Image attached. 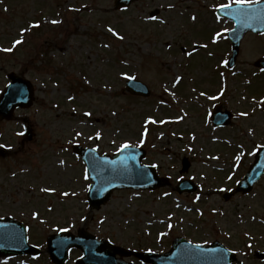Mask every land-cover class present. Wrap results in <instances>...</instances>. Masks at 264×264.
Listing matches in <instances>:
<instances>
[{
    "label": "rangeland",
    "instance_id": "obj_1",
    "mask_svg": "<svg viewBox=\"0 0 264 264\" xmlns=\"http://www.w3.org/2000/svg\"><path fill=\"white\" fill-rule=\"evenodd\" d=\"M114 1L0 0V93L11 72L30 80L36 92L32 109L0 124V217L25 224L30 244L41 250L60 231L157 253L183 237L218 241L243 264H264L255 259L256 251L264 252V178L249 196L223 198L264 146V72L255 66L264 58V35L248 34L229 70L222 62L231 55L225 33L233 25L212 12L235 0H145L125 11H116ZM196 45L203 48L188 53ZM211 53H218L216 60ZM180 75L183 82L175 84ZM127 77L148 85L152 95L127 94ZM219 103L235 114L225 129L209 120ZM125 144L147 150L144 164L173 187L185 178L198 192H116L100 211L91 210L90 183L73 147L113 156ZM184 157L192 167L181 176ZM81 257L73 251L68 264ZM0 264L51 261L45 254L36 262Z\"/></svg>",
    "mask_w": 264,
    "mask_h": 264
},
{
    "label": "water",
    "instance_id": "obj_2",
    "mask_svg": "<svg viewBox=\"0 0 264 264\" xmlns=\"http://www.w3.org/2000/svg\"><path fill=\"white\" fill-rule=\"evenodd\" d=\"M136 0H117L118 9L129 6ZM228 16L236 23V30L231 33L233 42L234 64L239 54V47L244 36L249 32H264V4L258 6H238L231 9ZM259 66L264 68V60ZM12 84L6 90L0 103V115H11L17 107L31 105L32 90L30 83L17 77L10 76ZM129 89L134 95L149 96L148 89L139 82H130ZM227 119L217 124H227ZM84 163L93 185L88 194V201L92 208L99 210L107 203L115 190L135 189L154 190L166 186L164 180L159 179L150 167L141 166L144 153L136 149H125L114 158L100 157L94 150L76 149ZM264 174V149L257 155V162L251 168L245 180L239 185L238 192L249 193ZM179 193L193 192L195 187L191 182H182L178 187ZM81 249L84 258L77 264H126L117 260L116 256L131 254L113 247L108 242H98L89 234L79 233L75 237L68 233L48 238V250L55 264H65L68 252ZM38 250L29 247L26 229L13 220H0V256L9 255H36ZM138 258L150 264H232L235 261L233 254L228 253L220 244L211 247L194 246L183 239L174 242L172 251L166 255L138 254Z\"/></svg>",
    "mask_w": 264,
    "mask_h": 264
},
{
    "label": "snow or ice",
    "instance_id": "obj_3",
    "mask_svg": "<svg viewBox=\"0 0 264 264\" xmlns=\"http://www.w3.org/2000/svg\"><path fill=\"white\" fill-rule=\"evenodd\" d=\"M253 0H235V3L236 4H239V5H244V4H250L252 3ZM255 2H259V0H255ZM231 5H221L222 8H226V7H230ZM152 19H155V17H152ZM193 19H195V17H193ZM52 23H57V21H52ZM39 25H35V27H38ZM109 31H113L111 28L109 29ZM118 35V34H117ZM218 36L220 35L219 33L217 34ZM121 39H123V37H120ZM16 44H20L21 41L20 40H17L15 41ZM4 51H11L10 48L8 49H3ZM87 115H91V113H87ZM154 122V121H153ZM21 135H23V133H21ZM123 147L127 148L129 147L128 144H125ZM44 191H50V189H44ZM51 191H54V189H52Z\"/></svg>",
    "mask_w": 264,
    "mask_h": 264
}]
</instances>
